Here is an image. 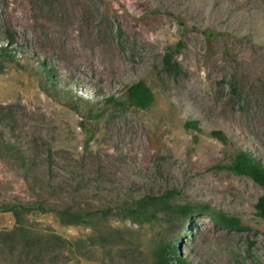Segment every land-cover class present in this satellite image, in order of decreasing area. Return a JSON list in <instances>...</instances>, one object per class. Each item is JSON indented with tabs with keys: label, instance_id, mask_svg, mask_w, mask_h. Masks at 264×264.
Here are the masks:
<instances>
[{
	"label": "rangeland",
	"instance_id": "rangeland-1",
	"mask_svg": "<svg viewBox=\"0 0 264 264\" xmlns=\"http://www.w3.org/2000/svg\"><path fill=\"white\" fill-rule=\"evenodd\" d=\"M177 17L197 30L183 32ZM179 43L182 72L171 77L162 61ZM0 49V231L14 229L2 210L17 205L83 245L55 264H153L177 238L188 264H264V191L227 170L239 151L264 166V0H0ZM139 82L155 95L148 110L106 103ZM167 192L241 229L210 214L128 217ZM39 206L90 214L117 237L93 249V229Z\"/></svg>",
	"mask_w": 264,
	"mask_h": 264
},
{
	"label": "trees",
	"instance_id": "trees-1",
	"mask_svg": "<svg viewBox=\"0 0 264 264\" xmlns=\"http://www.w3.org/2000/svg\"><path fill=\"white\" fill-rule=\"evenodd\" d=\"M176 21L185 33L197 30L196 28H190L181 17H177ZM202 33L207 41H211L216 37V32L211 30H204ZM182 49L183 44L179 43L175 48L167 50L166 54H164L162 70L168 76L177 77L181 74L182 70L176 60V56ZM0 52L7 53L4 49H0ZM45 67L48 68L47 65H43V68ZM45 72L47 75H51L50 69L45 70ZM151 91L144 82H139L129 87L125 91L123 98L110 97L106 99V103L120 109L148 110L155 102V95ZM186 126L190 129L198 130V124L195 122ZM211 135L219 139L223 138L221 132H214ZM227 170L237 176L250 178L264 191V166L249 153L244 151L237 152L234 161L227 166ZM38 208L44 213L48 211L56 213L64 226L78 227L79 225L93 229L92 235L85 241V245L93 249L103 250L109 247L111 242L117 237L114 233L106 232L99 228V220L90 214H80L69 209L57 211L46 209L43 206ZM30 209L24 206L12 205L6 206L2 210L3 212L12 213L16 221L14 229L0 231V247L6 249L1 254V259H4L3 262L5 264H41L45 259H49L51 264H55L59 255L66 259L70 257L77 258L76 251H80L79 247H83V245L81 243L79 245L78 242L75 244L71 240L63 238L50 228L31 224L26 219V213ZM255 209L257 217L264 220V194L258 199ZM161 212H168L181 221H189L201 214H210L223 225L241 229L240 220L216 213L208 206L175 203L173 192H167L161 196H146L136 202L133 207L127 209L128 217L139 224H142L144 220L148 221L156 218ZM181 245H184V239L177 238L176 244H171L162 248V250H158L153 264H188L180 259L177 254V249Z\"/></svg>",
	"mask_w": 264,
	"mask_h": 264
}]
</instances>
